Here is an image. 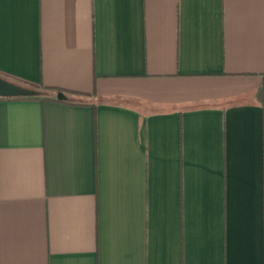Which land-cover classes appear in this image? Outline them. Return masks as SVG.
Returning a JSON list of instances; mask_svg holds the SVG:
<instances>
[{"label":"crops","instance_id":"0c3cea01","mask_svg":"<svg viewBox=\"0 0 264 264\" xmlns=\"http://www.w3.org/2000/svg\"><path fill=\"white\" fill-rule=\"evenodd\" d=\"M0 75L67 96L0 98V264H264V0H0Z\"/></svg>","mask_w":264,"mask_h":264},{"label":"water","instance_id":"95a60500","mask_svg":"<svg viewBox=\"0 0 264 264\" xmlns=\"http://www.w3.org/2000/svg\"><path fill=\"white\" fill-rule=\"evenodd\" d=\"M40 91L30 88L14 81H11L0 75V97H28L38 96ZM59 99H67L66 94L59 92L57 94Z\"/></svg>","mask_w":264,"mask_h":264},{"label":"trees","instance_id":"16d2710c","mask_svg":"<svg viewBox=\"0 0 264 264\" xmlns=\"http://www.w3.org/2000/svg\"><path fill=\"white\" fill-rule=\"evenodd\" d=\"M9 80L14 81V82L19 83V84L24 85V86L39 90L40 91V94H39L40 96H44V97L50 98V99L60 100L59 98H57V93L62 92V90L53 88L51 86L36 85V84H33V83H29V82H19V81H15V80H12V79H9ZM31 97H33V96L20 97V98H31ZM0 98H12V97H0ZM262 102L264 104V97L262 99Z\"/></svg>","mask_w":264,"mask_h":264}]
</instances>
